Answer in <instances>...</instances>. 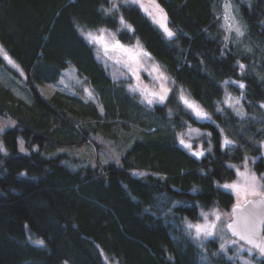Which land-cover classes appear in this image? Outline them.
Instances as JSON below:
<instances>
[{"label": "trees", "instance_id": "obj_1", "mask_svg": "<svg viewBox=\"0 0 264 264\" xmlns=\"http://www.w3.org/2000/svg\"><path fill=\"white\" fill-rule=\"evenodd\" d=\"M155 1L172 38L130 0H0V43L20 68L1 52L0 67L27 93L0 80V116L14 121L0 130V264H241L185 220L231 210L221 185L248 156L264 172V0H230L241 37L225 27L227 0ZM99 28L139 40L162 65L172 86L163 103L110 76L82 34ZM70 68L91 94L40 91ZM183 92L209 117L192 114ZM235 95L242 112L225 103ZM193 125L210 130L199 157L179 142ZM91 145L118 156L82 157Z\"/></svg>", "mask_w": 264, "mask_h": 264}, {"label": "rangeland", "instance_id": "obj_2", "mask_svg": "<svg viewBox=\"0 0 264 264\" xmlns=\"http://www.w3.org/2000/svg\"><path fill=\"white\" fill-rule=\"evenodd\" d=\"M130 1L137 2L140 4V6L143 5V7H141L142 10L145 13H147L150 16V18L153 19V21L161 19V16L163 15V13L160 11V9L157 5V2L155 0H130ZM145 9H147V11H145ZM99 29H93L92 31L86 30V31H84V33H87V32L98 33ZM102 29L106 30L105 35H106V38L108 40L112 39V35L115 36V39L119 40V38L117 37V34H114L113 31H111L107 28H102ZM119 41L121 44H123L127 47H132V46H135L137 44V41H139V40H136L133 43H127V42L124 43L121 40H119ZM139 43H140V41H139ZM140 45L142 46L144 52L148 53V51H146V49L144 48L143 44L140 43ZM93 46L96 47V56H98V59L102 62L104 67L108 68L109 74L113 79H115V80H117V79H125V80L130 79V81L128 82V86H130V85L137 86L138 85L141 90H143L146 87L148 89V91H156V92L160 91V84L164 83V86L167 89H169V91H170V87H172L169 83V81L171 80V77H169V75L166 74L162 65L158 64L154 60V58L152 57L151 54L148 53L149 56L141 57L142 68H140V70H139L140 80L138 81L128 71L127 67H125L124 62H123L124 58L119 56L118 53H109V55H105L104 51L102 50V48L100 46H98L96 44H93ZM0 52L4 56V60L6 61V65H8L9 67H14L15 69H18V67H19L18 63L15 60H13L10 55H8L7 51L3 48L1 43H0ZM109 56H112L113 58L110 59ZM117 59H120L122 62L117 63L116 62ZM154 66H158L159 72H162L164 74V76H166L168 78L167 81H161V80L157 79L158 73L153 71ZM60 79L61 80L57 83L39 84L40 91L44 92L47 95H52L53 92H55L56 90H63V91L66 90V91L75 93L77 90L74 87L76 85L77 86L81 85L82 88H84V93L86 92L88 94L89 93L91 94L90 87L87 84H84L82 82V80L79 78L77 71L75 69H72V68L67 69L63 73V75ZM0 80H3V81L8 82V83L10 82V84H8V85H11L14 92H16L20 96L22 95V96L26 97L27 93L23 90V87L19 85L21 81L18 80L19 82L17 84L16 83L14 84V82H16V81H14L13 79L11 81V75L3 67L2 68L0 67ZM137 92L139 93L142 100L145 103H147V100L144 98V96H142L141 91H137ZM168 92H167V94H168ZM182 94L185 95L187 98H189L192 102L197 104L200 108L203 109L204 112L207 113L205 108L202 105H200L197 101L191 99L184 92ZM228 97L233 98V100L229 101V103H231L232 106L234 108H236L238 111L242 112L243 103H241L240 97L236 96V95L235 96H228ZM148 99H153L152 104L158 103V100L154 97L148 96ZM235 99H239V104L234 103ZM229 103H227V104H229ZM191 112H192V114L195 115V113L192 110H191ZM207 117H209L208 114H207ZM199 119L204 120L205 118H199ZM13 122L14 121L12 119L1 115L0 116V130L2 131L3 129H5L7 127L12 126ZM197 133H199V135ZM208 135H210V130H208L207 128H201V127H198L196 125H193V126H188V128L184 131L183 138H184L186 143H191L192 148L188 149L191 153L196 152V151H201V150L204 153L205 149H204V142L203 141H204V138H206ZM24 148L25 147H23V149ZM106 150H108V151H106ZM106 150H104L103 152H102V150H99V152H97L96 148L93 145H91V146H88V148L81 149L80 152L82 153L81 154L82 157L86 156L87 158L88 157L97 158V159L100 158V160L103 163H107L110 160V158H114V159L117 158V156H118L117 152H115V149L112 146H109V148ZM263 150H264V147H263ZM245 161L247 162V168H248L250 173H255L258 178L264 177V172L258 173L256 171L255 167H253V163L255 161L254 157L248 156ZM245 161L241 164L235 165V169H236L235 179L228 180V182L222 183V185H221L222 187H223V185L232 184V183L240 180V178L237 176V169H239L241 172H243L245 170V167H244ZM132 172L135 175H140V176H142V174L148 173V171H146L145 169L133 170ZM260 183L264 184V180H261ZM224 189H227V188H224ZM229 190L231 192H233L236 203H239V202L246 200V199L238 197L237 194L232 189H229ZM212 213H217L220 215V220L216 221L217 227L215 230V234L212 236H216V235L218 236V238L221 240V243L223 245V249L227 250L231 246L234 247V252H233L234 257L237 260V262H239L241 264H261L257 260H254L252 255H256V257H258V258H263L264 254L262 255L258 250H256L253 247L251 248L250 246H248L244 242L240 241L236 237L229 234V232L227 231V223H228L229 217H231L232 210H229L226 212V211L221 210L220 208H211V209H208V211H203V214H208V220L209 221H212L215 219V217L212 215ZM204 222H205V220H204L203 215L197 221H192L188 218H187V222L185 220V223L187 224L186 227H188L189 223H191V224H197V223L203 224ZM190 230L195 234V231L193 229H190ZM209 237L200 236V238H204V239L209 238ZM41 240H42V238L37 239V241H41ZM250 249H251V251H250ZM243 252H246L247 255L243 254ZM63 264H68V262L65 261Z\"/></svg>", "mask_w": 264, "mask_h": 264}, {"label": "snow or ice", "instance_id": "obj_3", "mask_svg": "<svg viewBox=\"0 0 264 264\" xmlns=\"http://www.w3.org/2000/svg\"><path fill=\"white\" fill-rule=\"evenodd\" d=\"M141 7H143V5H141ZM112 8L113 9L117 8V5L113 3ZM109 11H111V9H105V12H109ZM145 11H147V9H145ZM224 21H225V27L229 32L235 31L237 37H241L244 35V32L241 30V27L239 26V22L236 20V17L232 13V4L230 0H227V2L224 4ZM154 22L160 24V27L163 29V31L167 34L169 38H172L174 36V33L167 27L166 16L162 15L160 20H156ZM120 23L124 27L128 28L130 31L132 30L130 25L125 24L123 17L120 18ZM105 32H106L105 29H99L98 33L82 32V34L85 36V39H87L89 43H93L100 46L104 51L105 55H109V53H118L119 56L123 57L124 58L123 62L125 67H127L128 71L132 74V76L139 81L140 80L139 70L140 68H142L141 57L149 56V54L144 52L139 41H137V44L135 46L127 47L121 44L119 40L115 39L114 35H112L111 40H108L106 38ZM227 38L228 37H225V39ZM109 58L111 59L113 57L109 56ZM116 62L121 63L122 61L120 59H117ZM240 68L241 70H243L244 65L241 64ZM153 71L158 73L157 76L158 80L167 81L168 78L164 76L162 72H159L158 66H154ZM225 83H227V81ZM239 87L244 88L245 85L243 83H240ZM129 90L141 91L142 96H144L148 104L153 103V99H148V96L154 97L158 100V102L163 103L166 98L167 92L169 91V89H167L164 86V83L160 84L159 92L148 91L146 87L143 90H141L138 85L137 86L130 85ZM180 99L185 104L186 107H188L195 113L197 117L208 118L207 113L204 112L202 108H200L197 104L192 102L185 95L181 94ZM232 100H233L232 97H228L225 103H229V101ZM234 103L239 104V99H235ZM231 106L232 104L229 103V107ZM197 134L199 135V133ZM179 142L185 148L188 149L192 148L191 143H186L183 136H181ZM232 143L233 142L227 138H225L223 141L224 146L230 145ZM23 150L24 149L21 146V151ZM0 151H4L2 146H0ZM192 154L199 157L202 156L204 153L201 150V151L193 152ZM244 167L245 170L243 172L237 169V176L240 178L239 181L234 182L232 184L223 185V187L227 189H232L237 194L238 197L243 199H247V197L249 196L259 197L260 198L259 200L252 201L251 203L257 206L264 204V184L260 183L261 180H264V177L258 178L255 173H250L247 168L246 161ZM202 215L204 216V220H205L203 224L200 223L188 224V228L193 229L195 231V235L197 238H199L200 236L209 237L214 235L217 227L216 221L220 220V215L217 213H212V215L215 217V219L212 221L208 220V214L202 213ZM259 216H260L259 213H252L245 218L242 225L239 223V221L234 220L232 223H229L227 227L229 230L232 231L233 235H237L240 237V239L246 240L248 244H251L254 248L258 249L262 254H264V240L257 239V237L259 236V232L257 230V224L260 222ZM37 243L42 245L44 242L41 240V241H37ZM221 247L223 248V245H221Z\"/></svg>", "mask_w": 264, "mask_h": 264}, {"label": "water", "instance_id": "obj_4", "mask_svg": "<svg viewBox=\"0 0 264 264\" xmlns=\"http://www.w3.org/2000/svg\"><path fill=\"white\" fill-rule=\"evenodd\" d=\"M259 199H260L259 197H251L250 196V197H247V199L242 201V202L235 203L231 207L232 214H231V217H229V219H228L227 225L229 223H232L234 220L239 221V223L242 225L245 218L248 217L250 214L259 213L260 214V216H259L260 222L257 224V230L259 232V236L257 237V239L258 240H264V204L257 206L255 204L251 203L252 201H257ZM227 231L229 232V234L236 237L240 241L244 242L245 244H247L251 248L253 247L251 244H248L246 240H242V239H240L239 236L233 235L232 231L229 230L228 227H227Z\"/></svg>", "mask_w": 264, "mask_h": 264}]
</instances>
